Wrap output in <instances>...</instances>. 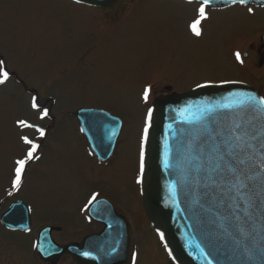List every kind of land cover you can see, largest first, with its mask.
<instances>
[{"label":"rangeland","instance_id":"obj_1","mask_svg":"<svg viewBox=\"0 0 264 264\" xmlns=\"http://www.w3.org/2000/svg\"><path fill=\"white\" fill-rule=\"evenodd\" d=\"M198 6L120 0L97 12L69 0H0V57L10 73L0 86V210L10 200L22 201L32 208L35 223L29 233L0 223V264H38L31 241L43 225L63 229L52 234L57 243L80 238L90 228L84 207L94 193L107 196L133 223V236L145 247L137 248V264H172L145 217L136 183L148 105L143 88L153 86L152 100L166 90L235 80L251 83L264 97V59L258 54L264 51V8H207L203 34L196 37L188 26ZM34 95L49 110L44 119L30 107ZM82 108L110 112L124 123L106 164L85 150L74 118ZM18 119L45 129V137L36 128L18 127ZM25 135L40 146L39 159L29 163L21 187L14 189V161L29 147L20 139Z\"/></svg>","mask_w":264,"mask_h":264},{"label":"water","instance_id":"obj_2","mask_svg":"<svg viewBox=\"0 0 264 264\" xmlns=\"http://www.w3.org/2000/svg\"><path fill=\"white\" fill-rule=\"evenodd\" d=\"M80 1L107 6L116 0ZM234 3L259 6L264 0H210L208 5L219 8ZM208 85L154 101L145 168L140 172L143 207L158 235L163 232L161 241L176 264H264V199L257 196L252 206L242 204L234 194L233 198L222 195L224 181L216 177V184L209 182L202 155L210 130L218 132L250 121L259 128V118L252 113L223 105H236L248 97L258 102L262 97L244 83ZM75 114L97 156L107 158L120 130L119 121L97 109H79ZM92 137L109 138L98 145ZM241 158L249 169L260 163L258 150L251 157L242 154ZM223 191L227 192L226 185ZM96 205L97 201L90 206V214H99ZM103 210L99 218L105 224L102 231L79 243L58 247L46 228L40 232L38 252L46 258L50 253L69 251L78 264H114L115 258L125 252L127 255L128 227L122 216L111 218L108 214L115 213L110 208ZM19 213H24L23 217ZM11 215L13 220L22 219L23 227L29 223L21 202H15L2 216L10 227ZM123 249L126 251L122 253Z\"/></svg>","mask_w":264,"mask_h":264},{"label":"snow or ice","instance_id":"obj_3","mask_svg":"<svg viewBox=\"0 0 264 264\" xmlns=\"http://www.w3.org/2000/svg\"><path fill=\"white\" fill-rule=\"evenodd\" d=\"M80 0H76L79 3ZM191 3V0H189ZM244 3V0H240ZM210 3V0H202L200 7L197 9L196 18L189 24V29L196 37H201L203 32L200 27L201 22L208 19L206 15V7ZM252 11L251 8L248 9ZM235 58L240 63H243L241 59V53L236 52ZM7 63L0 57V86L5 85L10 79V73L6 70ZM208 84H197V87H208ZM153 91V86L148 84L143 88L141 99L145 104L148 103L150 95ZM38 95H34L30 100V107L40 113V119H44L49 115V110L44 108L39 102ZM225 108L238 107L252 113L254 117H258L260 124L257 128L251 121L247 124L237 123L226 129H222L218 132L212 130L209 131V135L205 141L206 149L202 153L207 162V175L208 180L212 184H216V177L224 181V185H221L222 195H228L229 198L239 200L242 204L254 206V200L257 196L264 199V98H261L258 102L253 98L248 97L246 100L239 102L236 105L225 104ZM153 109L149 107L147 109L143 132L140 141V172L141 174L145 168V146L148 142L149 129L152 126ZM18 127L22 128H36L40 137H45V129L40 128L34 124H29L25 119H18L16 121ZM20 139L24 144L29 147L21 158L14 161V178L11 181L14 189H19L23 183L27 166L33 160L39 159L36 154L37 149L40 147L29 139L28 136H21ZM258 150L259 152V164H254L253 169H249L246 166V161L241 158L242 154L249 155L250 157ZM228 174V176L225 175ZM215 174V175H213ZM230 177V178H229ZM140 182L139 180L137 181ZM227 186V192L223 191L224 186ZM11 194V193H9ZM98 194H93L89 200V204H92L96 200ZM160 239H164L163 232L159 233ZM87 255V253H85ZM139 257L138 252L131 254L132 264H137Z\"/></svg>","mask_w":264,"mask_h":264},{"label":"flooded vegetation","instance_id":"obj_4","mask_svg":"<svg viewBox=\"0 0 264 264\" xmlns=\"http://www.w3.org/2000/svg\"><path fill=\"white\" fill-rule=\"evenodd\" d=\"M111 7H108V8H106V9H110ZM97 9H99L97 12H99V11H101L102 9L101 8H97ZM102 14V13H101ZM264 41V40H263ZM263 46V45H262ZM258 54H259V59H261V60H263L264 59V51H262V50H258ZM262 57V58H261ZM169 92H171L170 90H166V93H169ZM165 93V94H166ZM120 138V137H119ZM118 138V139H119ZM110 161V158L108 159V160H106V161H103V162H101V163H108ZM100 163V162H99ZM101 196H104V195H99L98 197H101ZM89 222H90V228L87 230V231H85L83 234H82V236L83 235H85V234H88V233H91V232H94V231H98V230H100L101 228H102V224L101 223H99V222H97L96 220H93V219H90L89 218ZM129 224H130V230H131V235H132V237H131V250H130V257H129V260H128V262L126 263V264H132V261H131V254L133 253V252H137V248H145V247H143V245L141 244V247H140V245L138 244V240H136L135 239V237L133 236L134 234L136 235V233H135V228H134V226H133V223H131L130 221H129ZM47 225H51V224H47ZM135 225H136V223H135ZM31 226H32V221H31ZM30 226V227H31ZM44 226V225H43ZM132 226H133V229H132ZM42 227V226H41ZM40 227V228H41ZM31 229V228H30ZM30 229L29 230H26V232L25 233H29L30 232ZM32 231V230H31ZM38 231H39V228H38V230L36 231V233L33 231V233H34V235H33V237H32V243H33V241L35 242L36 241V238H37V233H38ZM54 232H61V233H63V229L61 228V227H58V229H53V230H51V232H50V235H51V237L53 238V236H52V234L54 233ZM133 232H134V234H133ZM61 235V234H60ZM81 236V237H82ZM80 237V238H81ZM137 237V236H136ZM80 238H78V239H75V240H80ZM70 241H72V240H70ZM142 241H145V237L143 236V240ZM69 242V241H68ZM65 243H67V242H64V243H62V244H65ZM60 244V243H59ZM146 248L148 249L149 248V246L147 245L146 246ZM34 257L38 260V264H77L75 261H74V259L72 258V256L69 254V253H62V254H60V255H55V256H52V257H50L49 259H46V260H43V259H41L38 255H37V253L36 252H34ZM167 260H169L168 258H167ZM86 264V263H85Z\"/></svg>","mask_w":264,"mask_h":264}]
</instances>
